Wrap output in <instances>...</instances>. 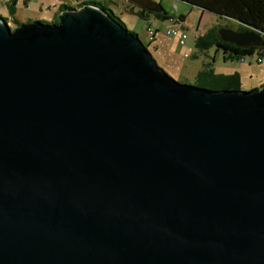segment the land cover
<instances>
[{
  "label": "water",
  "instance_id": "obj_1",
  "mask_svg": "<svg viewBox=\"0 0 264 264\" xmlns=\"http://www.w3.org/2000/svg\"><path fill=\"white\" fill-rule=\"evenodd\" d=\"M0 264H264V84L175 81L93 4L0 17Z\"/></svg>",
  "mask_w": 264,
  "mask_h": 264
},
{
  "label": "rangeland",
  "instance_id": "obj_2",
  "mask_svg": "<svg viewBox=\"0 0 264 264\" xmlns=\"http://www.w3.org/2000/svg\"><path fill=\"white\" fill-rule=\"evenodd\" d=\"M14 1V11L15 18L19 23H29L34 20H39L45 24H52L54 21H57V5L61 3H65L67 5L73 6L74 3L79 2L80 0H0V16L4 17V20L8 24V26L13 28L15 24L8 17V8L5 2ZM101 3L108 4L112 10V14L116 16L123 24L124 28L134 33L138 36L143 44H145L147 50L151 53V56L154 58L158 67H160L168 76L173 78L175 81L180 83H187L190 85L198 84V73L195 72L196 68L191 67V63H200V58L202 56L199 55L198 48L191 47L187 49L188 45L178 46L173 41L172 38L165 36L162 33L164 27L171 25L172 22L169 18L164 20H159L153 18L151 16L148 17L147 20H142L138 18L135 14L132 13L129 6H133L134 9L138 8V5L131 4L127 0H98ZM154 3H159L163 11H165L172 18H176L177 16L183 17V25L189 30L195 29L197 24L199 25L200 30H204L205 32L211 28L212 26L225 27L229 26V28H236V23L230 20H226L223 18H219L216 15L202 11L197 7L191 6L185 2L179 0H151ZM140 7V6H139ZM157 26V32L154 34L153 42H147V34L146 27L147 26ZM11 28V29H12ZM150 40V39H149ZM186 41L189 45H191V40L187 37ZM157 44L159 47H162L167 50H173L174 52H178L182 55V51L187 53V58H183V64H188L190 68L186 72H180L179 69H175V67H169L164 61L163 58L160 57L153 50L152 44ZM208 49V62H210L211 58L216 54V60L214 64H221V66H230L237 65L236 62H221V54L222 51L219 48H216L215 45L207 46ZM197 55V60L194 55ZM175 57V54L172 53ZM264 55V54H263ZM223 57V54H222ZM199 60V61H198ZM240 62L244 63L243 69L246 70L247 76L245 78L242 77L241 84L239 85L240 90H249L256 88L259 84L264 82V56H262V62H256V52L251 55H247L241 59ZM180 64V63H177ZM203 72V69H200ZM250 72H253L254 75H250ZM196 76V78H195ZM185 78V79H183ZM200 86V85H198ZM206 87V86H202Z\"/></svg>",
  "mask_w": 264,
  "mask_h": 264
},
{
  "label": "trees",
  "instance_id": "obj_3",
  "mask_svg": "<svg viewBox=\"0 0 264 264\" xmlns=\"http://www.w3.org/2000/svg\"><path fill=\"white\" fill-rule=\"evenodd\" d=\"M26 0H23L25 2ZM185 2L191 6L197 7L202 11L210 12L216 15L219 18L230 20L236 23V30H244L248 27H252L261 33V36L264 37V0H179ZM81 4H93L99 7L101 10H104L110 14V16L117 21L119 24L123 25L122 22L112 14V11L109 8H106L98 0H84ZM14 1H9L7 4L8 14L11 16L14 13ZM77 5V6H79ZM156 7L160 6L159 3H154ZM161 7V6H160ZM72 6H69L65 3L59 4L57 7V13L62 9H71ZM130 10L138 18L142 20H147L149 16L164 20L167 18H172L169 16L163 9H160L158 12H152L146 8L139 7L134 9L133 6H130ZM178 21H183L182 16H177ZM56 23V21H54ZM14 24L18 26L20 23L14 21ZM13 27V28H14ZM12 28V29H13ZM215 29H209L201 36H198L195 39V46L207 47L209 45H215L216 48H219L222 51L223 59L230 60H239L247 55H251L256 52V55H263L264 48H255V47H237L232 44L223 42L215 37ZM145 45V44H144ZM146 47V46H145ZM201 74V71L198 73V76ZM228 81V86L222 89L238 91V80L235 74L228 75L225 77Z\"/></svg>",
  "mask_w": 264,
  "mask_h": 264
},
{
  "label": "crops",
  "instance_id": "obj_4",
  "mask_svg": "<svg viewBox=\"0 0 264 264\" xmlns=\"http://www.w3.org/2000/svg\"><path fill=\"white\" fill-rule=\"evenodd\" d=\"M127 1L130 2L131 4H134V3H132L129 0H127ZM8 3L9 2H5V4H8ZM102 5L104 7H106V8H109L110 7V6H108V4H105L104 2L102 3ZM58 6L59 5H57V7ZM109 9H111V8H109ZM14 14H15V11H14L13 15H11V16L8 14L9 19H11V21L13 23H14V21H17L16 18H15V16H14ZM1 18L4 19V17H1ZM218 27L219 26H217V27L212 26L211 28H209V29H213V28L215 29V32H214L215 33V37H216V29ZM225 27H229V26H225ZM153 28L157 32V30H156L157 29V26H153ZM185 29L187 30L189 40H191V45H189L187 41L185 42L184 45H178L175 38H172V37H169V36L168 37L169 38H172V41L176 45H178V46L188 45L187 49H190L191 47H195V44L194 43H195L196 37L201 36L202 34L205 33V31L204 30H200L198 24L195 27V29H193V30H190V29L188 30L186 27H185ZM154 36L155 35H153L152 38L150 40H148L147 42H150V43L153 42ZM165 36H167V35H165ZM152 48H153L154 51H156V53L158 55H160L161 58H163V61L169 67H171V68L175 67V69H179V73L180 72H186L190 68V66L196 68L195 72H197L198 70L200 72V69L202 68L203 69V72H201V74L199 76H197V79H198V84L197 85L206 86L207 88H210V89L219 90V89H222V88L227 87L228 86V81H227V79H225V77L228 76V75H232V74H235L237 76L238 88H239L240 87L239 85L241 84L242 77L245 78L247 76L246 70L243 69L244 63L243 62H240L239 60L223 59L222 54H221V62L222 63H224V62H231L232 63V62L238 61V64L237 65H230V66L224 65V66H221L220 63L218 65L217 64H214L215 63V60H216V54H214V56L211 58L210 62H208V59H209L208 49L209 48H207V47H204V48L203 47H199L198 48L199 55L202 56L200 58V63L196 61V63H193V64L191 63L190 66H188L189 63L186 64V65L183 64V61H182L183 58H187L188 57V56H186V57L183 56V53H186L184 51H182V55H180L178 52H174L173 50H167V49H164L162 47H159L155 43L152 44ZM172 53L175 54V57L172 55ZM196 56L197 55L195 54L194 57L197 60V57ZM260 62H262V59H261ZM177 63H180V64H177ZM250 75H254V73L253 72H250ZM195 78H196V76H195ZM183 79H185V78H183ZM262 84H264V82L261 83V84H259L256 88L260 87ZM256 88H253V89H256ZM253 89H249V90H253Z\"/></svg>",
  "mask_w": 264,
  "mask_h": 264
},
{
  "label": "built area",
  "instance_id": "obj_5",
  "mask_svg": "<svg viewBox=\"0 0 264 264\" xmlns=\"http://www.w3.org/2000/svg\"><path fill=\"white\" fill-rule=\"evenodd\" d=\"M83 1L84 0H80L79 2L74 3L72 7H76ZM170 21L172 22V24L164 27L162 32L169 37L175 38L178 45H184L188 37V33L185 27L183 26L182 21H178L176 18H170ZM145 31H146L148 40L151 39L154 33L156 32L155 29L152 28L151 26H147ZM183 56L186 57L187 53H183ZM262 56L264 55H256V62H260L262 59Z\"/></svg>",
  "mask_w": 264,
  "mask_h": 264
}]
</instances>
